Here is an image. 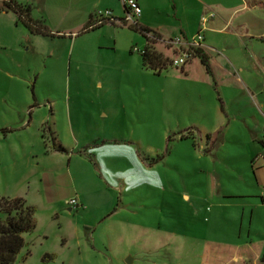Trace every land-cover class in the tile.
Wrapping results in <instances>:
<instances>
[{
  "label": "rangeland",
  "instance_id": "1",
  "mask_svg": "<svg viewBox=\"0 0 264 264\" xmlns=\"http://www.w3.org/2000/svg\"><path fill=\"white\" fill-rule=\"evenodd\" d=\"M8 1L0 197L23 198L36 220L16 264H224L212 256L247 241L264 254V206L245 160L252 102L264 96V0H138L134 19L160 35L153 46L168 58L167 40H191L213 13L202 44L221 64L233 61L235 83L198 58L188 72L146 68L147 38L121 21L122 0H15L30 6L33 28ZM108 8L117 21L89 26ZM212 178L248 195L213 196Z\"/></svg>",
  "mask_w": 264,
  "mask_h": 264
},
{
  "label": "trees",
  "instance_id": "2",
  "mask_svg": "<svg viewBox=\"0 0 264 264\" xmlns=\"http://www.w3.org/2000/svg\"><path fill=\"white\" fill-rule=\"evenodd\" d=\"M5 7L13 10L20 19L26 22L28 27H31L32 21L29 16L30 6L27 4L18 3L15 0L4 2ZM127 8H125V11ZM122 20V19H121ZM106 22H114L109 18L99 23H91L89 26L103 24ZM36 26V25H35ZM134 27L139 29L147 38V45L142 50V61L146 68L155 72H160L171 64V58L165 56L162 52L157 51L153 46V38L160 36L152 32L147 27L134 24ZM33 28V27H31ZM194 57H197L208 74L211 73L208 56L202 51L197 49L194 52ZM184 66H182L183 68ZM63 150V147H59ZM36 227L35 208L26 204V201L21 197L7 198L0 197V264H16L18 254L22 247L25 245L23 238L24 233L32 232ZM54 259V255L45 253L42 257L43 261Z\"/></svg>",
  "mask_w": 264,
  "mask_h": 264
},
{
  "label": "crops",
  "instance_id": "3",
  "mask_svg": "<svg viewBox=\"0 0 264 264\" xmlns=\"http://www.w3.org/2000/svg\"><path fill=\"white\" fill-rule=\"evenodd\" d=\"M137 3L139 4L138 0H136ZM239 9V8H238ZM236 9V10H238ZM107 10L112 11L113 14V9L112 8H108ZM226 9L221 10L223 13V17L226 18V14L227 12H225ZM114 16V15H113ZM160 36V35H159ZM161 39V37H160ZM208 47L203 44L202 47V51L204 53L207 54L208 56V61L210 64V70H211V76L214 77L215 74H217L219 76V74L222 75H226L227 79L229 82L235 83L236 80L241 81L239 78L237 79V77H235V70L233 67H231V64H234L233 61L227 57V55H224V59L222 58V60L225 62V64H221L218 60L217 57H214L207 53L205 51V49H207ZM210 50H213L212 48H208ZM197 57L192 58L190 61L187 62V64L184 66L186 67L183 68L186 70V72L189 71V67H191L192 64V60L195 59ZM234 70V71H233ZM234 73V74H233ZM223 79H225L226 77H222ZM236 78V79H235ZM262 93L260 90L259 92H256L255 94H250L252 97L256 95V97L258 96V94ZM34 98V97H33ZM258 103L255 102V100L252 102V107L256 110V116H255V124H254V128L253 130H251L252 133V141L255 143L252 151L251 152H247L246 154V165L248 166V161L250 160V167H251V171H253L254 174V186L256 187L257 192L256 194H259L260 197V203H256L255 205H262L264 206V158L261 155V152L264 150V138L261 137H257L258 136V130L263 128L264 131V123H262L264 121V96L261 99H257ZM35 105V103L33 105H31V107H33ZM226 115L229 117V115L226 113ZM247 119V118H246ZM229 120V119H228ZM231 122V120H230ZM223 126V125H222ZM220 127V126H219ZM223 145V144H222ZM218 149H221L219 146L217 147ZM207 152L209 154V156H213V159L215 157L213 151H211V148L208 146V142H207ZM237 170V169H236ZM245 172V170H244ZM211 184L218 188H211V194L214 196V193H217V197H221L222 199L225 198H230V199H242V198H246L247 191H243L242 189H237L235 192L231 191L230 189H225L224 184L221 183V181L219 182L217 180L216 183V179L211 180ZM254 194V193H253ZM216 195V194H215ZM252 196V195H251ZM186 198H189L187 195L185 196ZM227 245V250L228 252H224L221 251V253H218L217 256H212L214 262L219 263V262H225L224 264H264V254H263V243L260 241H247V242H243V243H238L237 245H230V244H224ZM211 259V256H210ZM204 262H207L206 260H204ZM206 264V263H205Z\"/></svg>",
  "mask_w": 264,
  "mask_h": 264
},
{
  "label": "built area",
  "instance_id": "4",
  "mask_svg": "<svg viewBox=\"0 0 264 264\" xmlns=\"http://www.w3.org/2000/svg\"><path fill=\"white\" fill-rule=\"evenodd\" d=\"M124 9L127 8L126 16L121 21L123 23L129 22L130 24L134 25L137 24V19H134V17H138L140 14V7L136 0H122ZM97 18V23L106 20V18H109L112 21H117L118 19L113 16L112 11L105 10V11H99L95 14ZM214 16L213 13H211L209 16L203 15L201 17V25L202 28H200V31L197 32V34L191 39H180L175 38L171 39L169 38L167 40V45L173 50V55L171 57V64L173 66H185L189 59L193 58L194 52L197 49H202L203 44L202 41L204 40V36L202 33L203 27H205V24L207 23L209 18H212ZM120 21V20H119ZM68 205L71 207H77L79 206V202L76 198H72L67 202Z\"/></svg>",
  "mask_w": 264,
  "mask_h": 264
},
{
  "label": "water",
  "instance_id": "5",
  "mask_svg": "<svg viewBox=\"0 0 264 264\" xmlns=\"http://www.w3.org/2000/svg\"><path fill=\"white\" fill-rule=\"evenodd\" d=\"M261 155L263 156V158H264V150L261 152Z\"/></svg>",
  "mask_w": 264,
  "mask_h": 264
}]
</instances>
